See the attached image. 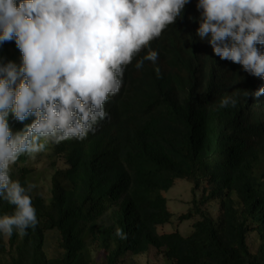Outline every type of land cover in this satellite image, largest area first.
<instances>
[{
	"label": "clouds",
	"instance_id": "9594fccd",
	"mask_svg": "<svg viewBox=\"0 0 264 264\" xmlns=\"http://www.w3.org/2000/svg\"><path fill=\"white\" fill-rule=\"evenodd\" d=\"M184 15L199 24L193 34L195 54L207 59L204 66L213 78L230 75L229 86L248 98L244 108L230 115L227 107L237 103L232 96L186 90L189 95L196 92L188 109L190 121L200 129L203 140L225 153L243 158L259 151L264 175V0H0V45L14 41L21 56L20 64L0 62V234L10 238L15 230L26 235L27 229L37 226L32 191L46 202L55 192H64L63 181L68 176L64 157L69 162L75 143L95 133L96 125L108 117L104 105L120 91L127 65L146 51L135 68L141 69L145 61L155 63L158 53L152 46ZM29 117L31 123L25 121ZM42 156L48 165L47 195L36 188L47 171L34 178L31 167ZM85 168L81 165L82 172ZM255 168L249 166L248 171ZM24 177L26 185L21 183ZM176 182L186 181L176 180L161 192L170 221L152 225L157 237L177 234L186 240L205 211L214 223L216 247L241 245L252 254L264 252L260 235L264 227L259 234L255 225L248 226L249 217L235 216L244 228L239 227L240 238L227 237L228 216L219 207L211 211L201 205L202 190L197 189L201 192L198 198L190 183L186 213L176 217L164 196ZM89 203L87 192L83 209ZM7 206L14 210L3 215ZM176 219L193 222L186 233L177 227L173 232H157ZM98 224L101 229L99 219ZM115 235V239L127 238L120 228ZM180 239H176L178 246L185 247ZM111 246L116 245L111 242ZM165 248L149 244L142 253L119 259L132 264L133 258L151 256L155 260L144 264H170L163 256Z\"/></svg>",
	"mask_w": 264,
	"mask_h": 264
},
{
	"label": "trees",
	"instance_id": "16d2710c",
	"mask_svg": "<svg viewBox=\"0 0 264 264\" xmlns=\"http://www.w3.org/2000/svg\"><path fill=\"white\" fill-rule=\"evenodd\" d=\"M198 26L187 15L177 18L151 48L158 53L155 63L145 61L141 69L135 68L146 51L127 65L120 91L104 105L108 117L96 125L95 133L75 143L69 162L64 157L71 167L66 166L64 192H55L46 202L33 190L37 226L27 229L26 235L15 230L10 238L0 234V264H127L119 258L136 256L149 244L165 245L163 256L170 264H264V252L252 254L241 245L216 247L214 223L205 211L200 213L204 220L186 240L177 234L157 237L152 229L153 224L170 221L161 192L176 180L200 188L199 203L215 205L228 216L227 237L240 238L239 227L244 228L235 216L249 217L248 226L255 225L257 233L264 227L263 170L248 171L249 166L260 164V152L239 158L216 149L202 139L189 118L196 92L189 95L186 90L232 96L237 103L227 107L230 115L248 102L229 86L230 75L215 80L204 66L207 59L195 54L193 34ZM19 60L14 41L0 45V62L20 64ZM9 118L13 119L11 114ZM25 121L31 123L32 118ZM21 183L26 185L25 177ZM87 192L90 203L83 209ZM13 210L7 206L3 215ZM195 212H199L197 206ZM117 228L126 239L114 238ZM52 231L64 251L56 258H49L43 248L46 234ZM177 238L186 248L178 246Z\"/></svg>",
	"mask_w": 264,
	"mask_h": 264
},
{
	"label": "rangeland",
	"instance_id": "374dc122",
	"mask_svg": "<svg viewBox=\"0 0 264 264\" xmlns=\"http://www.w3.org/2000/svg\"><path fill=\"white\" fill-rule=\"evenodd\" d=\"M18 62H21V60H19ZM31 167L35 171L34 178H37L44 170L47 171L43 175V177L39 179L36 183L37 185L36 188L37 189L39 188V191L42 194L47 195L48 186H47V180L45 179L48 173L47 159H45V156H42L37 162L31 163ZM261 169H262L261 165H258V167L255 168V170H261ZM262 183H263V180H262ZM190 187L191 185H189L186 182H176L174 187L168 193L164 194V196L168 200V204H167L168 210L172 212L176 217L186 213V210L188 207V204L186 203V201L190 202L189 200L191 198ZM195 193L198 196V198L201 196L200 190H197ZM208 206L211 208V211L215 208L214 207L215 205H208ZM203 208L204 206H201L200 210H202ZM172 220L173 218L171 219V221ZM192 222L193 221L190 220V221H185L184 223H180V221L176 219L170 225L157 228V232L158 233L173 232L175 230V227H177L181 230V232L186 233L190 229ZM56 235L57 234L53 231L48 232L46 234V239L44 241V244H45L44 250L48 254L49 257H54L60 252L59 251V241ZM256 236L259 237V235H256ZM93 255L94 253L92 254V256ZM133 259L135 260L133 261L132 264H144V263H148L149 261L155 260V259H151V256L150 258H147V259L144 257H141V258L136 257ZM123 262L128 263L129 260L125 259Z\"/></svg>",
	"mask_w": 264,
	"mask_h": 264
}]
</instances>
